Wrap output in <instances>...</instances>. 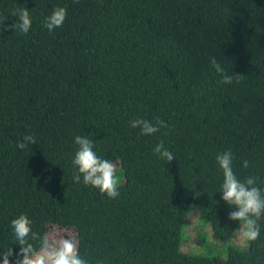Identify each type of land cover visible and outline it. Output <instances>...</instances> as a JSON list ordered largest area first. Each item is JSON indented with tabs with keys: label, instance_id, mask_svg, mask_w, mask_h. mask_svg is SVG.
<instances>
[{
	"label": "trees",
	"instance_id": "trees-1",
	"mask_svg": "<svg viewBox=\"0 0 264 264\" xmlns=\"http://www.w3.org/2000/svg\"><path fill=\"white\" fill-rule=\"evenodd\" d=\"M22 8L26 34L11 27ZM135 119L166 127L142 136ZM29 135L36 144L18 149ZM78 135L119 162L116 199L73 181ZM161 141L173 161L154 152ZM228 150L238 178L264 190V0H0V253L19 251L11 221L24 214L36 249L49 225L71 229L86 264H264V216L227 261L180 250L191 206L220 242L238 227L219 191Z\"/></svg>",
	"mask_w": 264,
	"mask_h": 264
},
{
	"label": "clouds",
	"instance_id": "clouds-1",
	"mask_svg": "<svg viewBox=\"0 0 264 264\" xmlns=\"http://www.w3.org/2000/svg\"><path fill=\"white\" fill-rule=\"evenodd\" d=\"M19 19L11 25L14 31L26 34L31 28V17L26 8H22L16 14ZM66 18V9L59 7L52 10L51 14L44 19V27L49 32L63 26ZM211 66L222 79L220 83L231 84L232 75H229L224 66L218 62L216 57L210 59ZM130 127L140 130V135L151 136L158 132L160 128L166 127L163 121L156 120L155 124L145 119H135L129 122ZM29 144H36L33 136H25L22 142H18L16 147L20 150L28 147ZM77 147L72 168V177L75 183L81 181L85 186H90L98 190L101 196L109 199H116L120 195L118 189L117 163L110 159L101 158L93 150V140L89 136L78 135L74 138ZM154 152L161 160L171 162L175 159L172 152L165 146L163 141L156 145ZM219 171L222 173V184L219 191L222 193L221 200L224 204L232 207L228 215L230 221L237 223L238 227L233 232V242L242 249L250 247L260 235L258 221L264 216V195L261 188L257 187L256 177H246L241 180L233 171V154L231 150L225 151L216 156ZM243 167H248V162L244 161ZM190 227L192 230L197 228L201 217L195 209L189 213ZM32 221L24 214L11 221V229L15 240L18 242L19 251L14 252L9 248L8 251L0 253L3 264H86L78 254L77 243L74 236L67 238H57L56 232L51 230L50 238L42 239L39 249L28 242L29 235L35 240L37 233L32 230ZM13 256L14 260H10ZM225 256L224 260L227 261Z\"/></svg>",
	"mask_w": 264,
	"mask_h": 264
},
{
	"label": "rangeland",
	"instance_id": "rangeland-1",
	"mask_svg": "<svg viewBox=\"0 0 264 264\" xmlns=\"http://www.w3.org/2000/svg\"><path fill=\"white\" fill-rule=\"evenodd\" d=\"M115 162L119 164L118 161ZM117 173H118V186H119L123 182V175L120 168L117 169ZM193 209L199 212L201 217V220L197 224V228L195 230H192L190 227L191 221L189 217V213ZM205 213H206V209L199 206H191L188 209L187 216L182 224V237H181L180 250L183 253H187L191 255H203V256L216 254L224 257L226 254L225 249L228 246L235 247L241 251H245L248 249V248L242 249L238 245H236L233 242V234L225 242H220L216 240L212 235V230L210 228V225L205 219ZM62 229L54 224L49 225L46 235V240L50 238L51 230L56 232L57 238L60 237L67 238L68 236H74L72 232L70 233V231H72L71 229H64V228Z\"/></svg>",
	"mask_w": 264,
	"mask_h": 264
}]
</instances>
